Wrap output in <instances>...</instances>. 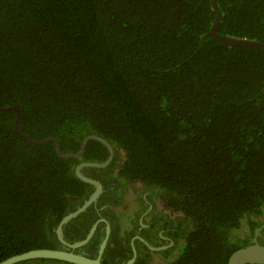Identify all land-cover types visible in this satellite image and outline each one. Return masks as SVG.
Listing matches in <instances>:
<instances>
[{"label": "trees", "instance_id": "1", "mask_svg": "<svg viewBox=\"0 0 264 264\" xmlns=\"http://www.w3.org/2000/svg\"><path fill=\"white\" fill-rule=\"evenodd\" d=\"M216 4L219 35L264 42V0ZM214 18L210 0H0V107L61 153L113 146L186 232L171 264H227L264 217V51L215 42ZM14 119L0 110V262L57 249L88 198L76 158Z\"/></svg>", "mask_w": 264, "mask_h": 264}, {"label": "flooded vegetation", "instance_id": "2", "mask_svg": "<svg viewBox=\"0 0 264 264\" xmlns=\"http://www.w3.org/2000/svg\"><path fill=\"white\" fill-rule=\"evenodd\" d=\"M86 146L80 157L76 158L74 174L80 165L101 163L91 161L88 156L101 154L102 150L97 146L86 149ZM110 147L112 149L111 156L107 148L104 147L108 156L102 162L111 157L105 167L83 166L80 169L82 175L101 185V192L96 201L61 227L63 240L69 244L83 241L93 230L92 236L82 247L69 250L58 240L56 235L57 250H67L96 258L102 242L106 239V245L101 255L103 264H127L131 260H133L132 264H154L155 261L166 264L176 263L174 260L178 257L182 241L187 236L186 232L179 223H174L177 217H174L169 209L166 210L168 203L165 198L159 196L160 192L154 188L150 189L142 184L127 181L119 174L121 163L116 158L117 152L113 146L110 145ZM85 151L86 157H82ZM120 156L124 157L122 152H120ZM87 185L89 198L94 192V187ZM128 192H131L129 199L126 197ZM70 201L74 202L71 206V210H74L69 211L67 208L64 211L68 212L67 214L82 206H75L76 198H72ZM260 221L258 229L253 230V237L249 243L254 237L259 243L264 242L262 235L264 217H261ZM107 226L109 228L108 235L106 234Z\"/></svg>", "mask_w": 264, "mask_h": 264}, {"label": "water", "instance_id": "3", "mask_svg": "<svg viewBox=\"0 0 264 264\" xmlns=\"http://www.w3.org/2000/svg\"><path fill=\"white\" fill-rule=\"evenodd\" d=\"M210 4L212 7V10L215 12V18L214 22L211 25V28L207 34L212 40L215 42H218L222 45L228 46V47H234V48H245V49H257V50H262L264 51V42L261 41H256V40H247L243 38H235L231 36H227L225 34L219 35L217 30L218 26L221 21V13L219 11V8L216 4V0H210ZM259 95L264 96V87L261 89ZM1 111H13L15 113V119H14V124H13V130L16 134L23 136L28 142L35 144V145H44L48 142H52L54 145L55 152L57 156L61 159H67V158H79L82 151L84 150L85 146L88 144L90 141H95L100 144H102L104 147L107 148L110 156L112 154V149L108 142L101 137L90 135L87 136L83 141L82 144L79 148V150L75 153H61L59 150V146L57 143V140L55 138H47L44 140L36 141L30 138L29 136L21 133L18 131V121L20 118V110L17 106L15 107H5L2 108L0 107ZM111 157H108V159L105 162L101 163H89V164H84L80 165L76 168L75 175L78 179H80L82 182H85L91 186L94 187V192L89 196V198L82 204L81 207H79L76 211L71 212L64 216L62 220L60 221L59 225L56 228V235L58 237V240L66 246L69 250H75L77 248L82 247L87 243V241L90 239V237L93 234V230L90 232V234L87 236L86 239H84L81 242H76V243H66L63 240L62 237V231L61 227L69 222L71 219L76 217L78 214L81 212L85 211L86 208H88L92 203H94L101 192V185L90 179L85 177L80 173V169L83 166H89V167H105L109 162H110ZM261 230V229H260ZM109 233V228L107 226L106 234L108 235ZM258 233V232H257ZM256 233V234H257ZM106 245V239L102 242L98 255L96 258H90L82 254L74 253L71 251L67 250H57V249H34V250H29L27 252L17 254L14 256H11L7 258L4 261H1L0 264H18L21 262L25 261H30V260H54V261H60V262H65L69 264H103L101 261V255L103 253L104 247ZM133 260L128 262L127 264H132ZM227 264H264V245L260 244L257 241V238L254 237L253 240L246 246L241 247L234 251L228 258Z\"/></svg>", "mask_w": 264, "mask_h": 264}, {"label": "rangeland", "instance_id": "4", "mask_svg": "<svg viewBox=\"0 0 264 264\" xmlns=\"http://www.w3.org/2000/svg\"><path fill=\"white\" fill-rule=\"evenodd\" d=\"M131 196V192H128V194L126 195L127 199H129ZM173 215V214H172ZM175 216V215H173ZM263 238H264V232H263ZM154 264H166V263H163V262H159V261H155Z\"/></svg>", "mask_w": 264, "mask_h": 264}]
</instances>
